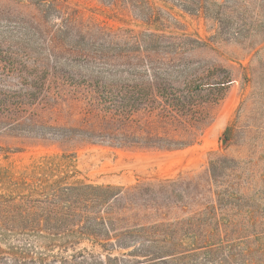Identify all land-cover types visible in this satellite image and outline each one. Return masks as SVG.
Segmentation results:
<instances>
[{
	"label": "rangeland",
	"instance_id": "374dc122",
	"mask_svg": "<svg viewBox=\"0 0 264 264\" xmlns=\"http://www.w3.org/2000/svg\"><path fill=\"white\" fill-rule=\"evenodd\" d=\"M206 2L210 16L197 17L169 0H149L154 21L147 24L121 1L56 0L55 10L44 11L28 1L0 0V93L12 99L27 87L19 73L1 69L26 59L37 65L25 72H44L50 59L66 64L73 54L60 53L58 44L115 58L130 50L125 31L157 35L151 49L176 57L170 68L176 77H228L218 93L203 95L221 99L209 105L197 141L182 149L0 133V176L16 180L62 160L66 174L54 171L45 178L49 184L65 176L64 186L121 189L104 206L89 200L102 193L84 191L81 227L88 232L7 238L0 264H264V0ZM75 64L71 71L86 76L129 74ZM9 188L8 177H0V194ZM77 203L71 199L64 208ZM29 216L62 214L42 204Z\"/></svg>",
	"mask_w": 264,
	"mask_h": 264
},
{
	"label": "trees",
	"instance_id": "16d2710c",
	"mask_svg": "<svg viewBox=\"0 0 264 264\" xmlns=\"http://www.w3.org/2000/svg\"><path fill=\"white\" fill-rule=\"evenodd\" d=\"M18 1H28L44 11L56 8V0ZM102 1L108 5L121 1L147 24L154 21L149 0ZM169 1L191 16L198 17L202 13L210 16L206 0ZM235 34L241 36L240 31ZM124 35L130 50L115 58L108 55L105 58L97 53L91 55L79 45L66 50L58 44L56 49L60 53L73 54L70 55L71 61H64L68 65L50 59L40 67L45 69L44 72H25L27 65L35 67L37 63L24 59V64L21 61L8 69H1L10 74L19 73V83L27 90L15 93L14 99L7 93H0V133L57 142L82 140L118 147L165 150L194 144L207 123L209 105L221 99L204 100L203 95L218 93L228 77H176L170 70L176 57H162L151 49L150 44L157 35H136L132 31H125ZM106 38L111 35L106 34ZM6 53L17 55L10 49ZM78 61L84 67L95 65L106 71L129 74H77L71 68ZM57 67L61 71L55 72ZM65 67L70 70H62ZM140 69L143 72H139ZM61 161L50 160L36 165L32 172H24L16 180L9 175L0 176L1 179L8 177L10 186L9 194H0V244L7 238L20 241L25 237L42 238V233L55 236L57 233H77L81 229L88 232L90 229L81 227L82 223L85 225L84 217L86 220L80 206L86 198L84 191L102 193L89 199L99 206L119 197L121 189L115 187L64 186L65 176L49 184L45 178L54 171L66 174L67 165ZM71 199H76L77 205L65 210ZM42 204L55 205L62 216L30 217V209ZM101 225L106 226L105 221Z\"/></svg>",
	"mask_w": 264,
	"mask_h": 264
}]
</instances>
